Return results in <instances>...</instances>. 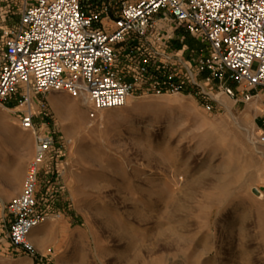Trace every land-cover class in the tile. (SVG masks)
<instances>
[{
  "label": "rangeland",
  "instance_id": "1",
  "mask_svg": "<svg viewBox=\"0 0 264 264\" xmlns=\"http://www.w3.org/2000/svg\"><path fill=\"white\" fill-rule=\"evenodd\" d=\"M22 3L0 0V22L11 27ZM187 44L202 47L190 35ZM46 98L64 148L42 170L39 197L59 222L32 240L34 255L15 250L0 195V264H264V145L250 139L262 111L227 97L210 112L189 92L133 93L91 117L83 98ZM16 110L0 109L1 191L19 186L35 154ZM48 169L59 174L51 199Z\"/></svg>",
  "mask_w": 264,
  "mask_h": 264
},
{
  "label": "built area",
  "instance_id": "2",
  "mask_svg": "<svg viewBox=\"0 0 264 264\" xmlns=\"http://www.w3.org/2000/svg\"><path fill=\"white\" fill-rule=\"evenodd\" d=\"M22 1L11 27L0 22V109L17 108L36 144L20 194L3 205L15 250L34 255L32 231L50 217L39 197L42 170L64 148L49 131L50 92L86 97L91 117L125 106L133 93L189 92L210 112L225 106L223 97L238 104L264 94V0ZM187 35L202 47L186 46ZM172 40L181 53L167 47ZM257 120L250 139L261 146L264 104ZM52 174L44 179L50 199Z\"/></svg>",
  "mask_w": 264,
  "mask_h": 264
},
{
  "label": "crops",
  "instance_id": "3",
  "mask_svg": "<svg viewBox=\"0 0 264 264\" xmlns=\"http://www.w3.org/2000/svg\"><path fill=\"white\" fill-rule=\"evenodd\" d=\"M185 45L190 47L187 44V40L185 42ZM167 47H169V49H174L175 51H177L178 53H181V48L183 47V44H180L179 41L177 40H172L167 44ZM247 105V103H245ZM263 104H264V94L260 93L259 96L255 99V101L250 102L248 105L249 109L251 110H255L256 112L262 111L263 110ZM258 116L255 119V124L257 126L258 124V120H257ZM23 178L20 181V184L17 188H15L14 191H7L6 189H3L2 191L0 190V195L2 197H5L6 199L10 200L11 198H13L14 196L20 194L21 190H22V186H23ZM18 193V194H17ZM59 222V220H55V221H47L45 224L41 225L40 227L36 228L33 233H32V240L36 241L39 236L42 234V232H45L47 230V228L50 226V224H53V228H55V226L57 225V223ZM43 235V234H42ZM34 236V237H33ZM37 247L43 249V245L37 242Z\"/></svg>",
  "mask_w": 264,
  "mask_h": 264
},
{
  "label": "bare ground",
  "instance_id": "4",
  "mask_svg": "<svg viewBox=\"0 0 264 264\" xmlns=\"http://www.w3.org/2000/svg\"><path fill=\"white\" fill-rule=\"evenodd\" d=\"M255 99H256V98H255ZM255 99H254L253 101H255ZM129 101H130V100H129ZM129 101H127L125 105H129V104H130ZM85 103H88V100H87L86 97H83V104H85ZM184 104L187 105L188 102H185ZM184 119H185V118H183V119L181 118L180 120H183V121L179 122L178 125H183V124L187 123V122H184V121H185ZM2 120H4V119H2ZM180 120H179V121H180ZM202 120L204 121L205 119L202 118ZM27 137H28V136H27ZM255 194H258V192L255 193ZM50 220L53 221V220H55V218L52 217V218H50ZM40 226H41V225H40ZM40 226H39V227H40ZM34 230H35V229H34ZM34 230H33V231H34ZM33 231H32V233H33ZM33 237H34V236H33ZM31 239H32V234H31Z\"/></svg>",
  "mask_w": 264,
  "mask_h": 264
},
{
  "label": "water",
  "instance_id": "5",
  "mask_svg": "<svg viewBox=\"0 0 264 264\" xmlns=\"http://www.w3.org/2000/svg\"><path fill=\"white\" fill-rule=\"evenodd\" d=\"M254 193H257L258 191H259V189H257V188H254Z\"/></svg>",
  "mask_w": 264,
  "mask_h": 264
},
{
  "label": "trees",
  "instance_id": "6",
  "mask_svg": "<svg viewBox=\"0 0 264 264\" xmlns=\"http://www.w3.org/2000/svg\"><path fill=\"white\" fill-rule=\"evenodd\" d=\"M201 103L203 104L202 100H201Z\"/></svg>",
  "mask_w": 264,
  "mask_h": 264
}]
</instances>
